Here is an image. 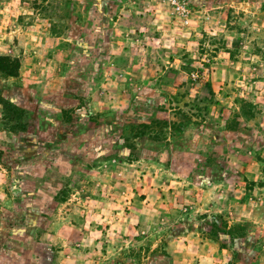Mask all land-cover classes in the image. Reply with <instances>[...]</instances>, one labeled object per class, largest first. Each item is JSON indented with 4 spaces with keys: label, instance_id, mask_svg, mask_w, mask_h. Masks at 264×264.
<instances>
[{
    "label": "rangeland",
    "instance_id": "obj_1",
    "mask_svg": "<svg viewBox=\"0 0 264 264\" xmlns=\"http://www.w3.org/2000/svg\"><path fill=\"white\" fill-rule=\"evenodd\" d=\"M0 54V264H264V0H0Z\"/></svg>",
    "mask_w": 264,
    "mask_h": 264
},
{
    "label": "trees",
    "instance_id": "obj_2",
    "mask_svg": "<svg viewBox=\"0 0 264 264\" xmlns=\"http://www.w3.org/2000/svg\"><path fill=\"white\" fill-rule=\"evenodd\" d=\"M51 32L54 30V25H51ZM20 67V61L17 57H11L8 54H0V76L3 78L14 77L18 74V69ZM208 88V86H207ZM209 89V88H208ZM1 122L5 125V121L11 120L13 123L17 122L18 115L21 111L14 103L7 99L1 100ZM12 128V125L10 126ZM58 200H62L58 197Z\"/></svg>",
    "mask_w": 264,
    "mask_h": 264
},
{
    "label": "built area",
    "instance_id": "obj_3",
    "mask_svg": "<svg viewBox=\"0 0 264 264\" xmlns=\"http://www.w3.org/2000/svg\"><path fill=\"white\" fill-rule=\"evenodd\" d=\"M177 8H179L178 5H177Z\"/></svg>",
    "mask_w": 264,
    "mask_h": 264
}]
</instances>
